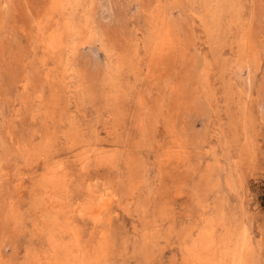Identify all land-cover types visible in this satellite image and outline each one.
I'll return each mask as SVG.
<instances>
[{"label":"rangeland","instance_id":"1","mask_svg":"<svg viewBox=\"0 0 264 264\" xmlns=\"http://www.w3.org/2000/svg\"><path fill=\"white\" fill-rule=\"evenodd\" d=\"M57 1L0 0V264H264V0Z\"/></svg>","mask_w":264,"mask_h":264},{"label":"bare ground","instance_id":"2","mask_svg":"<svg viewBox=\"0 0 264 264\" xmlns=\"http://www.w3.org/2000/svg\"><path fill=\"white\" fill-rule=\"evenodd\" d=\"M55 1H57V0H55ZM64 1V0H63ZM50 2V1H49ZM58 2V1H57ZM59 5V4H58ZM48 14V13H47ZM58 24V23H57ZM54 26H56V25H54ZM53 26V27H54ZM53 29V28H52ZM58 30V29H57ZM53 31V30H52ZM55 33H56V31H55ZM50 35V34H49ZM49 35H47L48 37H49ZM57 36V34H54V36ZM55 38V37H54ZM53 38V39H54ZM170 38V37H169ZM52 39V40H53ZM57 40V39H56ZM169 40V39H168ZM48 41H50V40H48ZM53 42V41H52ZM50 44H51V41H50ZM56 47V46H55ZM60 47V46H59ZM153 68V67H152ZM178 147V146H177ZM98 157V156H97ZM110 160V159H109ZM84 163H86V162H84ZM83 165V164H82ZM84 166V165H83ZM84 170V169H83ZM57 171H58V169H57ZM55 172V171H54ZM59 173V172H58ZM62 173V172H61ZM55 175V174H54ZM58 176V175H57ZM59 177H61V176H59ZM64 178V177H63ZM48 181V180H47ZM49 182V181H48ZM53 182V181H52ZM54 183V182H53ZM56 183V182H55ZM55 186V185H54ZM58 187V186H57ZM55 188V187H54ZM104 194V193H103ZM107 195V194H106ZM104 197H105V195H101L100 197H99V199H100V201L101 202H103L104 201ZM101 206V205H100ZM93 212H94V210H93ZM101 233V232H100ZM77 234V233H76ZM109 235V234H108ZM210 239V238H209ZM208 239V240H209ZM48 240V239H47ZM106 240V239H105ZM211 241V242H210ZM210 243H212V240L210 239ZM79 242V241H78ZM203 242V241H202ZM76 243V242H75ZM205 244V243H204ZM209 244V243H208ZM208 244H206L205 246L206 247H208L207 245ZM54 245V244H53ZM62 244H60V246H61ZM73 245H76V244H73ZM80 246V245H79ZM202 246H203V244H202ZM210 246V245H209ZM211 246H212V244H211ZM214 246V245H213ZM62 247V246H61ZM81 247V246H80ZM201 247V246H200ZM220 247V246H219ZM53 248V247H52ZM60 249V247H57V249ZM56 249V248H55ZM58 249V250H59ZM64 249V248H63ZM215 249H217V248H215ZM62 250V249H61ZM60 250V251H61ZM211 250V249H210ZM80 251V250H79ZM54 252V251H53ZM56 252V251H55ZM78 252V251H77ZM81 252V251H80ZM79 252V253H80ZM209 252H211V251H209V249L208 248H204L203 249V251H202V253L200 254V255H198L197 256V258H196V263L197 264H212V260H211V258H210V256H209ZM58 253H60V252H58ZM95 253V252H94ZM217 253V252H216ZM53 254H56V253H53ZM212 254H214V253H212ZM75 255V254H74ZM74 255H73V257H74ZM80 255V254H79ZM75 256H77V255H75ZM213 256V255H212ZM218 257H219V255H217ZM216 256V257H217ZM55 257V256H54ZM57 257H58V254H57ZM56 258V257H55ZM59 258V257H58ZM221 258V257H220ZM76 259V258H75ZM213 259H214V257H213ZM64 260H65V258H64ZM52 261H53V259H52ZM51 261V263H53ZM58 261V260H57ZM56 261V262H57ZM245 260H239L238 262H237V264H246L245 262H244ZM217 262V261H216ZM55 263V262H54ZM65 263V262H64Z\"/></svg>","mask_w":264,"mask_h":264}]
</instances>
